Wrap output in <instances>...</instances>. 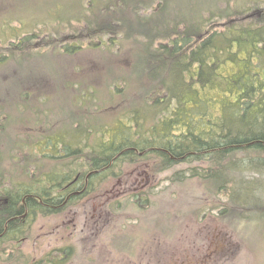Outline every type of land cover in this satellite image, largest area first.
Returning a JSON list of instances; mask_svg holds the SVG:
<instances>
[{
    "label": "rangeland",
    "instance_id": "1",
    "mask_svg": "<svg viewBox=\"0 0 264 264\" xmlns=\"http://www.w3.org/2000/svg\"><path fill=\"white\" fill-rule=\"evenodd\" d=\"M206 2L210 3L199 4L198 11L213 17L210 29L213 24L222 29L229 19L218 10H233L239 4L255 6L264 0ZM168 3L166 9L180 5L183 13L196 2ZM85 4L87 0H0V54H9L0 67L3 134L37 139L43 133L62 130L81 137L94 127L92 140L100 142L114 129L124 128V118L135 106L143 108L145 99H156L149 92L150 80L169 81L167 67L159 70L149 63L140 64L144 38L133 9L122 29L99 39L84 28V20L92 16ZM209 5L211 9L206 8ZM134 10L152 12L151 7L141 5ZM233 15L232 22L237 20ZM110 18L105 17L103 23ZM85 36L89 40L82 39L79 51L62 50ZM19 39L21 44H17ZM24 39H28L25 46ZM112 39L117 41L113 47ZM153 114L147 115L148 120ZM8 139H0V149L5 151L0 158V171L6 177L2 181H24L22 166L28 153L36 152L14 149L13 142L8 150ZM155 156L152 152L133 164L116 163L112 175L99 176L90 192L62 213L36 215L24 223L17 240L0 245V264H22L24 260L30 264L56 248L70 249L65 264H264L263 215L246 207L244 201L231 203L226 192L215 193L205 180L190 176L194 167L203 170V161H177L163 167ZM48 161L44 166L57 164L61 169L59 161ZM141 168L145 173L139 176ZM245 172L234 173L229 185H252L253 177ZM256 193L262 195L261 190Z\"/></svg>",
    "mask_w": 264,
    "mask_h": 264
},
{
    "label": "trees",
    "instance_id": "2",
    "mask_svg": "<svg viewBox=\"0 0 264 264\" xmlns=\"http://www.w3.org/2000/svg\"><path fill=\"white\" fill-rule=\"evenodd\" d=\"M168 1L87 0V4L83 5L92 14L84 20V28L97 34L99 39L103 34H116L122 29L128 19L127 14L133 9L144 42L147 39L149 42H143L141 46L140 64L149 63L160 67L159 70L166 67L169 70L168 82L160 80V77L150 80L153 84L149 92L156 94V99H145L143 108L135 106L132 114L124 118V128L114 129L108 138L103 136L98 142L92 140L96 134L94 127H89L84 132L83 143L88 141L93 144L92 160L95 165L104 152L110 159L128 146L141 149L156 147L155 159L161 160L163 167L177 161H203V170L198 172L194 167L190 176H199L215 193L226 192L231 203L234 204L237 199L244 201L246 207L264 216V3L250 7L239 4V8L233 10L232 7L218 10L229 21L222 29H217L214 24L210 29L208 26L213 17L203 16L198 11L199 4L210 2L193 0L196 2L192 5L194 8L187 7L182 13L184 7L180 5L167 6L166 9ZM138 5L151 7L152 12H136L134 9ZM119 8L122 10L119 11ZM214 11L211 10V13L214 14ZM233 13L237 15V20L232 22L230 17ZM108 16L111 18L103 23ZM102 25L104 28H100ZM84 34L87 35V32ZM117 35H113L115 39L119 38ZM82 39L89 40L86 36L77 38L78 43H67L62 50L71 54L79 51ZM115 39L111 40V47L116 44ZM24 40L25 46L28 39ZM157 40L159 42L152 45ZM21 43L19 39L17 44ZM99 45L103 43L96 46ZM8 57L9 54H0V67ZM148 113L153 114L150 120ZM2 124L0 122V131L5 128V122L4 128ZM78 134L71 136L59 130L48 135L43 133L37 139H15L0 132V139L11 138L5 142L8 143V150L13 142L14 149L32 148L36 152V155L29 152L26 164L22 166V174L27 177L24 181H2L6 177L0 171V245L16 240L23 231L21 220L12 221L10 218L23 214L25 205L22 199L26 195L30 197L27 198L29 214L25 216L24 223L36 215L52 214L53 209L38 200L55 204L62 175L71 171L64 172L66 167L59 169L57 164H44L48 160L68 159L70 154L77 153L71 146L81 142ZM4 152L0 149V158ZM126 156L137 157L132 151L123 153V157ZM116 163L108 168L109 175L114 173V168H118ZM245 171L253 177L252 185H229L228 181H232L234 173ZM99 176L97 174L94 178ZM257 190H261L262 195H256ZM238 205L243 206L242 202ZM67 249H53L44 254V258L40 257L30 264H65L71 255L70 249L69 252ZM28 261L24 260L22 264Z\"/></svg>",
    "mask_w": 264,
    "mask_h": 264
},
{
    "label": "flooded vegetation",
    "instance_id": "3",
    "mask_svg": "<svg viewBox=\"0 0 264 264\" xmlns=\"http://www.w3.org/2000/svg\"><path fill=\"white\" fill-rule=\"evenodd\" d=\"M84 139L85 137L81 136L79 138V141L81 142L75 143L71 146V148L75 152L77 151V153L70 154L68 159H63L59 161L61 166H66L64 172H68V171L71 172H69V174L62 175L63 179L58 192L59 196L56 199L55 204L51 203L50 201L43 202L42 199L38 200L43 205L52 208L53 209L52 214L62 213L65 209L70 207V204H72L73 201L80 198L84 194L89 193L90 190L94 187L93 184L98 178V177L94 178L95 175L100 174L102 178L103 176L104 178H107L105 176L108 175L109 172L108 168L112 166L114 163L127 162L129 164H133L134 162H138L140 159L144 158L148 153L155 152V148H156V147H147L141 149L135 146H128L120 150L110 159L107 158V153L104 152V154L100 158L101 160H97L95 165L92 160L93 144H91V142L89 143L88 141L83 143ZM128 151L134 152L137 157L132 156L134 158L128 160L120 159L121 157H123V153ZM149 163L151 165V162ZM139 164L142 165V162H139L138 165ZM142 173H145L143 168H141V170L138 171L139 176ZM147 182L149 184V180H147ZM27 198H30L29 195H26L22 199V204L25 205L23 214H17L15 216H12L10 218L12 221L17 220L19 222V220H21V222L24 224L25 216L29 214V208L27 207V204H29V202H27ZM5 229H7V226H5ZM41 258H44V255L41 256Z\"/></svg>",
    "mask_w": 264,
    "mask_h": 264
}]
</instances>
